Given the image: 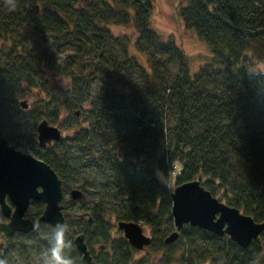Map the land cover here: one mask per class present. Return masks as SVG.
<instances>
[{
	"label": "trees",
	"instance_id": "1",
	"mask_svg": "<svg viewBox=\"0 0 264 264\" xmlns=\"http://www.w3.org/2000/svg\"><path fill=\"white\" fill-rule=\"evenodd\" d=\"M157 2L17 0L11 10L0 0V111L36 87L51 97V119L73 128L41 158L66 184L89 195L86 206L65 211L74 264H85L75 244L78 233L86 234L90 246L111 241L114 222L105 221L106 215L173 227L171 190L157 173L169 176L176 164V185L197 179L223 201L264 220V67L254 69L264 59V0L184 1L183 22L212 53V61L196 70L180 44L153 27ZM111 23L135 25L136 44L151 69L129 53L130 42L116 36ZM63 80L67 87L54 88ZM44 207L40 201L29 212L40 217ZM44 224L47 234L54 225ZM194 230L185 240L182 259L188 264L208 258L215 264H264L257 240L246 248ZM32 234L8 238L0 226V258L7 250L16 262L38 264L47 239L26 240ZM112 242L117 246L96 264H132L126 239Z\"/></svg>",
	"mask_w": 264,
	"mask_h": 264
},
{
	"label": "water",
	"instance_id": "2",
	"mask_svg": "<svg viewBox=\"0 0 264 264\" xmlns=\"http://www.w3.org/2000/svg\"><path fill=\"white\" fill-rule=\"evenodd\" d=\"M20 104L29 107L27 99ZM37 126L42 145L65 137L63 130L50 124L48 119L40 121ZM71 195L83 204L88 202L82 189L73 187ZM171 196L177 229L165 238L167 243L177 240L185 223L205 227L220 235L227 232L244 247L264 231V221H256L239 207L221 201L197 179L178 184ZM63 198V179L50 164L15 148L6 137L0 138V205L2 214L9 218L0 226L6 236L12 237L20 232L30 234L37 227L34 219L27 216L32 201L45 202L40 222L50 225L67 223ZM119 226L135 247L140 249L151 243V236L145 233L140 222L120 220ZM75 244L83 254V262L95 264L84 233L76 236Z\"/></svg>",
	"mask_w": 264,
	"mask_h": 264
},
{
	"label": "rangeland",
	"instance_id": "3",
	"mask_svg": "<svg viewBox=\"0 0 264 264\" xmlns=\"http://www.w3.org/2000/svg\"><path fill=\"white\" fill-rule=\"evenodd\" d=\"M185 0H158L156 3V7L153 10V15L151 18V23L153 27L156 29V31L163 35L166 39H175L178 44L183 48V50L189 54V57L191 58V65L193 70L198 69L200 66L207 64V62L212 61V53L210 51V46L201 38L198 36L197 32H194L190 28L186 26V24L183 22L181 14H180V7L184 3ZM112 32L116 34L118 37H122V39L127 40L130 42L128 44L129 53L132 54L134 57H137V59L143 63L148 69H151L148 62V56L145 52L140 51L137 44V30L135 28V25L130 23L128 25L125 24H119L116 25L114 23H111ZM125 37V38H123ZM263 60L260 59L255 62V68L264 67ZM62 84H59L60 86H56L54 88L57 89V87H67V82L62 81ZM39 88H36L32 90V93H29L28 101H29V108H22L21 105H16L9 107L4 113L0 111V137L6 136L7 139H9L10 144L13 145L15 148L21 149L25 152H30L35 156L41 157V153L46 152V148L40 146L38 142L37 137V123L41 118H49V120L55 124L59 123V119L57 121L52 120L51 112L48 108L47 101L51 100V97L44 92V90H38ZM59 89V88H58ZM38 91V92H37ZM54 102H51L53 104ZM62 115V114H61ZM81 120L84 122V116L81 117ZM65 133L67 135L70 134V132L73 131V128H66L65 124H62ZM51 153V151H50ZM78 161H76L77 163ZM181 165L176 164L175 168L171 170L169 173V176H166L161 171H158L157 175H159L162 182L167 185L169 190H173L176 188V179L177 176L180 173ZM72 186L69 184H66V181H64V190L65 193V211L69 212L70 214L75 213V209H77L78 204L80 203L78 200L72 199L71 196V189ZM38 205V201H33V203L30 206V209H36ZM1 207V206H0ZM1 212V210H0ZM28 216H32L34 219L38 220V214L37 213H31L27 212ZM2 218H0V223L2 221L8 222L9 218L5 217L2 213ZM104 220L113 221L114 223L110 222V238L111 241H107L106 247L111 248L113 247L112 240H118L120 238H125L124 231L120 229L118 223L120 221V218H116L114 215L110 214V216L106 215ZM137 221H140L141 224L144 227V230H146L147 234H151L153 236V243L151 244L150 253L146 255L143 252H135V261L136 263H139V261L143 262L144 264H164V260L162 259L163 252L160 251V248L162 246H165L162 244V240L159 239L161 234H163L164 231L160 232V229H166V233L172 232V229L166 228V225L161 226V228L154 227L151 224L146 223L144 220L139 219ZM45 222H38V226L33 231L34 234L29 235V237L26 240H29L30 242L34 241L36 238H40L41 241L45 240V232H46V226L44 224ZM86 226V223H75V227L77 228H84ZM183 233L179 240L174 243V246H177L178 248V257L172 261L170 259V262L168 264H186L185 260L182 259L185 252H187L185 240L186 237L193 236V233L195 232L194 228L189 227L188 225L184 226ZM194 239V238H192ZM264 244V240H262ZM104 242H96L95 245L92 246L93 254H99V244ZM164 243V242H163ZM117 245V244H114ZM7 250H4L2 258L6 259L8 264H24L22 260H19L16 262L15 254L9 253L6 254ZM186 256V255H185ZM10 258L15 259L14 261L9 262L8 260ZM142 259V260H141ZM162 259V260H161ZM199 264H214L212 260L209 258L206 261H203Z\"/></svg>",
	"mask_w": 264,
	"mask_h": 264
},
{
	"label": "clouds",
	"instance_id": "4",
	"mask_svg": "<svg viewBox=\"0 0 264 264\" xmlns=\"http://www.w3.org/2000/svg\"><path fill=\"white\" fill-rule=\"evenodd\" d=\"M11 10H15L17 0H5ZM70 226L67 223L57 222L46 234L47 247L41 254L38 264H74L70 255L72 241L68 238ZM0 264H8L7 260L0 258Z\"/></svg>",
	"mask_w": 264,
	"mask_h": 264
},
{
	"label": "flooded vegetation",
	"instance_id": "5",
	"mask_svg": "<svg viewBox=\"0 0 264 264\" xmlns=\"http://www.w3.org/2000/svg\"><path fill=\"white\" fill-rule=\"evenodd\" d=\"M185 225H188L189 227H192V228H195V229H202L203 231L205 230L206 232H208V234L211 236V237H213V238H218V239H224V240H232V241H234L236 244H238V245H240V246H242L238 241H235L233 238H232V236H230L227 232L225 233V234H223V235H220V234H218V233H214L213 231H211V230H207V229H203V228H201V227H197V226H192L191 224H185ZM184 225V226H185ZM184 226L182 227V230H181V233H180V236L177 238V240H179L180 239V237H181V235H182V233H183V230L185 229L184 228ZM142 227H143V225H142ZM170 229H172V227L170 228ZM177 229V227H176V225H175V223H174V226H173V229H172V231H174V230H176ZM143 230H144V227H143ZM145 233L147 234V232H146V230H145ZM172 232H170V233H166V231H164L163 232V234H161V236L159 237V239L160 240H162V244L163 245H165V246H162L161 248H160V251H162L163 252V254H162V259L164 260V264H168L169 262H170V259H172V261L174 260V259H176L177 257H178V248H177V246H174L173 244L174 243H176V241H173L172 243H167L166 242V237L168 236V235H170ZM124 235H125V232H124ZM148 236H151V243L148 245V246H146V247H142V248H137V247H135L133 244H132V242L131 241H128V239L126 238V236H125V238H126V241L128 242V244H129V246H130V248H131V252H132V257H133V260L131 261V263L132 264H134V263H136V262H134L135 261V252H137V251H139V252H143V253H145L146 255H148L151 251H150V248H151V244L153 243V236L150 234H147ZM255 240H257L258 241V243H260L261 244V246H262V253H261V256H262V259H263V263H264V244L262 243L263 241L262 240H264V231H262L260 234H259V237H257V238H255V239H253V241H255ZM164 242V243H163ZM88 243V242H87ZM252 243V242H251ZM113 245V247L114 246H117V245H114V244H112ZM113 247H111V248H108V247H106V245L104 244V243H101L99 246H98V248H99V254H93L94 252H93V250H92V246H90V244H89V248H90V250H91V254H93V258H94V260H95V264H96V259L97 258H101L102 256H104L105 254H107V252L110 250V249H112ZM80 251V250H79ZM81 252V251H80ZM109 253V252H108ZM187 253V252H186ZM82 254V253H81ZM161 259V260H162ZM184 259L186 260V257H184ZM142 260V259H141ZM207 260V259H206ZM211 260V259H210ZM82 261H83V254H82ZM140 263H143V262H141V261H139ZM185 263H186V261H185ZM86 264V263H85ZM144 264V263H143ZM186 264H188V263H186ZM215 264V263H214Z\"/></svg>",
	"mask_w": 264,
	"mask_h": 264
}]
</instances>
